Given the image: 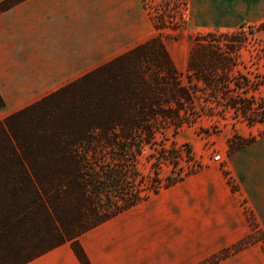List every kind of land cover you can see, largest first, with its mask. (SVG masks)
Masks as SVG:
<instances>
[{
    "label": "trees",
    "instance_id": "16d2710c",
    "mask_svg": "<svg viewBox=\"0 0 264 264\" xmlns=\"http://www.w3.org/2000/svg\"><path fill=\"white\" fill-rule=\"evenodd\" d=\"M22 1L1 3L0 13ZM141 1L158 31L186 22L189 0ZM251 30L199 37L185 72L157 36L0 121V264H28L67 243L91 264L83 234L197 172L163 181L162 166L182 171L184 159L174 142L166 145L169 131L176 136L205 117L264 124V41L249 50V63ZM255 139L234 136L228 153ZM147 151L150 175L140 168ZM255 234L202 264L257 242Z\"/></svg>",
    "mask_w": 264,
    "mask_h": 264
},
{
    "label": "crops",
    "instance_id": "0c3cea01",
    "mask_svg": "<svg viewBox=\"0 0 264 264\" xmlns=\"http://www.w3.org/2000/svg\"><path fill=\"white\" fill-rule=\"evenodd\" d=\"M193 1L211 32L264 22L261 0L256 18L249 0ZM143 10L141 0H23L0 13V121L149 41ZM223 169L237 190L213 165L83 234L91 264H202L255 232L249 212L264 230V135L228 153ZM28 264L81 262L67 243ZM216 264H264V243Z\"/></svg>",
    "mask_w": 264,
    "mask_h": 264
},
{
    "label": "rangeland",
    "instance_id": "374dc122",
    "mask_svg": "<svg viewBox=\"0 0 264 264\" xmlns=\"http://www.w3.org/2000/svg\"><path fill=\"white\" fill-rule=\"evenodd\" d=\"M250 2H254L252 14L253 16L255 15L256 18V15L258 14L256 9L258 1L249 0L247 1V4H249ZM261 2V11L262 15H264V0H261ZM252 11L250 10V12ZM147 23L150 25L152 38L160 36L164 40L177 68L182 72L186 71L190 53L193 47L196 45L197 39L199 37L207 35L208 33H211L209 29L213 28L200 25L198 23L197 18L195 17L193 0H189V11L186 22L181 25L178 29H166L163 31H158L155 28L147 10L145 9L143 10L142 14L143 31H145ZM260 24L261 23H245L240 27L234 29L233 31L235 32V30L253 28L251 32H253L254 35L251 36L249 34L250 38L248 43V49L245 50L246 60L249 63H251V54L249 53V50H252L260 42L264 41V31L259 30ZM233 32L220 31L218 33L231 34ZM262 70H264V68H262ZM262 135H264V124L249 126L246 122L234 119L230 116L224 119L221 117H205L193 126L184 127L176 136L173 135V131H169L165 143L168 147H171L172 142H174L178 147L182 149L184 155V159L181 161L182 171L174 169L172 165L164 164L161 168L160 176L163 181L166 182L168 181L167 179H173L179 173L187 175L186 173H193L196 171L199 172L202 169L211 167L213 165L222 169L224 174L226 175V173L228 172L223 169V166L226 163L229 139L233 138L234 136L249 138L258 137ZM188 149H191L192 152V159L189 161L187 160ZM148 154L149 152L147 151L144 157L142 158L140 168L144 174L150 175L152 167L151 161L147 159ZM217 155L221 156V160H215V157ZM167 189H163L158 195H153L150 200H157L161 198L167 192ZM149 205L150 202L147 201L144 202L140 206V208ZM254 230L256 233L255 238L257 239V241H262L264 239V230H257V228Z\"/></svg>",
    "mask_w": 264,
    "mask_h": 264
},
{
    "label": "built area",
    "instance_id": "2783aa9c",
    "mask_svg": "<svg viewBox=\"0 0 264 264\" xmlns=\"http://www.w3.org/2000/svg\"><path fill=\"white\" fill-rule=\"evenodd\" d=\"M215 160H216V161L221 160V156H220V155H217V156L215 157Z\"/></svg>",
    "mask_w": 264,
    "mask_h": 264
}]
</instances>
